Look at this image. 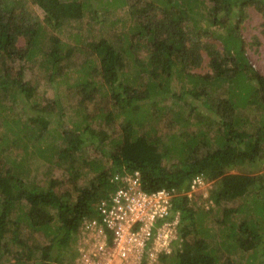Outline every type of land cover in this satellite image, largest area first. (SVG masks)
I'll return each mask as SVG.
<instances>
[{
	"label": "trees",
	"instance_id": "trees-1",
	"mask_svg": "<svg viewBox=\"0 0 264 264\" xmlns=\"http://www.w3.org/2000/svg\"><path fill=\"white\" fill-rule=\"evenodd\" d=\"M144 1L142 10L132 7L135 23L132 35H122V43L116 46L107 39L88 43L90 52L96 57L91 65L92 73L87 72L75 83L78 95H81L80 105L86 100H95V93H111L116 113L110 111L104 115V120L108 124L115 117L123 119L122 134L106 142L108 133L96 132L89 125L81 130L79 127L76 132L62 133L66 146L58 149V153L67 155L68 182L55 179L42 184L27 182L23 178L22 164L10 161L16 169L7 170L0 158V259L8 258L6 256L16 246L25 250L22 259H18V255L9 257V260H17L16 264L32 261L35 264H64V260L69 259L65 256L67 249L73 244L82 223L96 217L99 202L120 186L121 183L112 182L113 177L130 172L139 173L146 193L174 188L180 195L173 208L174 213L181 215L182 244L180 249L176 247L171 255L163 258V263L172 259V264H219L217 250L207 235L192 241L188 239L195 232L198 218L186 193L191 190L193 181L203 176L214 181L212 198L218 208L226 202L253 198L252 207L243 204L235 210L222 209L219 233L226 243L222 248L228 254L240 253L246 257L245 264H264L263 178L257 181L252 175L230 173L232 168L247 162L255 163L264 151L263 116L255 125L243 120L238 113L250 106L264 108V75L250 64L246 40L240 34L248 8L254 7L264 18V0H208L214 6L210 10L213 12L212 19L209 17L210 27L201 24L207 15L199 9L207 0ZM32 2L43 10L42 20L24 3L0 0V92L14 87L26 100L33 97L34 87L24 81L23 68L15 70L10 63L35 62L41 58V66L51 71L52 83L59 86L66 82L55 79L54 75L58 64L70 58L75 48L64 42L58 33L66 24L83 19L86 9L92 11L94 8L88 7L89 0ZM234 7L238 15L232 16ZM94 10L95 13L98 11ZM222 28L228 32L223 33ZM210 39L220 40L222 47ZM143 41L147 43L140 44ZM46 42L50 44L47 51L43 49ZM144 45L151 50V56L146 60L136 54ZM206 60L209 71L195 72ZM95 75L98 76L96 80ZM104 87L107 92L103 91ZM223 89L228 97L216 101L213 93ZM167 93L173 94L171 97L177 103H182L180 109L183 110L185 105L189 107L190 117L201 115L213 123L214 118H207L208 114L201 111L199 105L204 103L210 106L211 113L222 118L223 122L218 123V135L215 134L220 146L217 150L207 151L199 157L197 151L207 138L206 132L200 133L203 138L188 130H182L178 135L174 131L175 121L170 132L159 133L151 126L147 133L137 135L148 119L146 108L151 103L157 105V102H150L152 96ZM17 98L14 94L13 100ZM190 98L192 100L187 101ZM56 103L59 106V101ZM178 115L175 120L181 121V114ZM30 122L34 124L22 123L20 118L5 119L4 129L0 130V154L10 145L19 146L21 134L27 140L36 135L35 124L42 130H47L50 124L46 117L30 118ZM252 125L257 126V130L251 129ZM188 126L184 123V127ZM10 132L14 133L13 138L8 136ZM89 136L93 138V144L96 139L98 145L105 142L117 151L109 152L105 146L100 147L111 161V167L92 163V172L96 176L84 187H77L82 173L75 162L79 152L92 144ZM59 165L63 166V162ZM66 183L74 185L78 192L76 199L70 192L63 191L61 186ZM234 212L245 213L249 219L239 223L228 221ZM22 225H26V230L43 232L50 242L44 247L29 244L31 235L27 236L21 230ZM70 256V260H74L72 254Z\"/></svg>",
	"mask_w": 264,
	"mask_h": 264
},
{
	"label": "rangeland",
	"instance_id": "rangeland-1",
	"mask_svg": "<svg viewBox=\"0 0 264 264\" xmlns=\"http://www.w3.org/2000/svg\"><path fill=\"white\" fill-rule=\"evenodd\" d=\"M33 0H10L12 3L20 2L28 6L30 11L39 19H43L44 12L37 5H33ZM61 2H70L72 0H60ZM85 1V0H77ZM88 7H94L92 11L86 9L85 16L79 21H74L66 24L62 30L58 33L64 42L74 46V51L70 58L61 61L57 66V72L54 75L57 80L65 79L59 86L50 81L51 71L41 66V58H38L35 62L30 61H14L10 65H14L15 70L23 68L24 70V81L34 87V95L31 100H26L25 97L20 93H17V89L12 87L8 88L4 92H0V130L4 129L5 119L20 118L22 123L30 122V118L46 117L50 120V124L47 130H42V127L35 124L36 135L30 136V139H25L24 135H20L21 141L19 146L10 145L0 154L1 163L7 170L14 171L16 169L15 164L10 161H15L18 164H22L24 167L25 175L23 178L25 181L35 184L48 183L50 180H57L68 182L69 174L65 171L67 155L60 156L58 149L66 146L64 136L62 139V133L80 130L85 128L87 125L91 126L96 132L108 133V142L111 138H118L117 136L122 134L121 124L123 119L115 117L114 121L106 124L104 117L112 111L116 113L112 102L111 93L100 94L95 93V100L84 101L82 105L79 104L81 95H78V89L75 87V83L79 77H84L85 74L92 73L93 62L96 60L95 55L90 52L88 43L98 41L100 39H107L113 45H119L122 43V35H132L134 18L132 16V7L137 10H142L145 6L144 0H89ZM214 7L210 1H206L205 4H200L199 10L203 15H207L205 20H201L203 26L210 27L209 17L213 15L211 8ZM94 9H98L95 13ZM238 15L237 9L233 8L232 16ZM246 21L243 23L240 29V34L246 40V56L249 59L250 64L257 70L261 75H264V18L254 7L248 8L246 11ZM232 23H235V18L232 19ZM223 33L228 32L225 28L221 30ZM211 40V39H210ZM213 43L218 44L222 47L220 40H211ZM143 41L140 44H143ZM147 43V42H146ZM149 46H151L148 43ZM50 44L46 42L43 45L45 51L48 50ZM145 46V45H144ZM151 50L147 48V45L139 51L137 55L140 59H149ZM92 63V64H91ZM207 60L201 69H196L195 72L206 73L209 68L206 66ZM55 78V79H56ZM94 79H98L95 75ZM65 82V83H64ZM134 87L136 85H133ZM178 86V84H177ZM104 92H107V88H103ZM16 94L17 100H13V95ZM173 94H163L152 96V101L157 102V105L151 103L146 109L145 127L138 130L137 135H143L149 131L151 126L155 127L160 133L170 132V126L174 125V121L177 122V126L174 131L180 135L182 130H188L192 134L206 132V139L204 144L197 151L199 157L206 155L207 151H215L220 146L215 140V134L218 132V123L223 122L222 118L215 116L210 112V106L200 103L201 111L208 114L207 118L212 116L214 118L213 123L207 121V119L196 116V118L190 117L189 107L185 105L184 109L179 107L182 105L181 102L177 103L175 99L171 97ZM213 97L219 101L222 98L228 97L226 91L218 90L213 93ZM221 98V99H219ZM192 98L187 101H191ZM59 101V106L56 103ZM205 101V100H204ZM206 103V102H205ZM3 107V109H2ZM158 108L161 110L158 111ZM157 112L154 116L151 113ZM179 110H181L179 112ZM162 112V115L159 114ZM242 119H246L247 122L254 123L255 125L261 121V116L264 118V108H256L255 106L247 107L246 109H240L238 111ZM181 114V121L175 119ZM103 115V116H102ZM105 115V116H104ZM184 123L188 124V128L184 127ZM252 125L251 129L257 130V126ZM217 130V131H216ZM14 133H8V136L13 138ZM42 136H41V135ZM40 135V136H39ZM218 135V134H217ZM88 136V133H86ZM200 136L203 138V134ZM91 138L92 144L79 152L75 165L79 168L82 173L81 179L76 182L77 187H84L90 179H93L96 175L92 172V163L102 164L105 167H111V161L107 156L104 155L101 148L106 147L109 152H116L113 150V146L110 148L108 145L100 144L98 142L93 144V138ZM27 141V142H26ZM55 145V146H54ZM101 147V148H100ZM53 148L54 150H52ZM56 148V149H55ZM191 151H187L190 153ZM61 158V159H60ZM63 162V166L59 165V162ZM93 161V162H92ZM20 167V168H23ZM230 173L233 174H246L255 176L257 181L263 178L264 183V151L262 157L255 163H245L242 166L232 168ZM63 191L70 192L74 199L78 197V192L74 190V185L66 183L61 186ZM64 187V188H63ZM214 189V181L209 184L203 185L197 193L193 195L192 207L197 214L198 223L195 232L189 236V240L192 241L196 237H206L208 241L213 244L217 250L218 263L219 264H245L246 257L236 254H228L226 249L222 248L226 244L220 238V222L222 220V209L227 207L228 209L235 210L240 205L253 206V198L250 196L245 200L230 201L222 204L220 208L215 205L213 200L212 192ZM264 195V187L262 190ZM259 201H262L258 198ZM253 213V211H252ZM251 213V214H252ZM250 214V213H249ZM251 214L249 216H251ZM233 216L228 221L242 222L244 219H249L245 213H232ZM255 217V214H252ZM30 237L31 241L29 244H39L44 247L50 241L44 235L43 232L37 233L33 230H26V225L21 226V230ZM91 236V234H89ZM97 238H91L88 241V237L85 241L81 236V232L76 234L73 244L67 249L65 256L69 259L64 260V264H77L84 262V259L88 256V246L95 247L97 244ZM99 239V238H98ZM102 243V240L99 239ZM182 240L179 237L173 244V250L178 247L180 249ZM24 247L12 248V253L7 255L4 259H0V264H16L18 262L15 259L9 260V257L18 255V259L25 257ZM74 260H70L71 255ZM171 255V254H170ZM248 257V255H247ZM170 258V257H169ZM172 259H167L165 263L161 264H172ZM28 264H35L34 261Z\"/></svg>",
	"mask_w": 264,
	"mask_h": 264
},
{
	"label": "built area",
	"instance_id": "built-area-1",
	"mask_svg": "<svg viewBox=\"0 0 264 264\" xmlns=\"http://www.w3.org/2000/svg\"><path fill=\"white\" fill-rule=\"evenodd\" d=\"M112 182L121 184L99 202L98 215L79 228L83 241L87 237L88 241L94 237L102 240L100 243L97 238L95 247L88 246V256L81 264L163 263V258L173 253L176 239H180L181 215L173 208L180 195L174 188L146 193L139 173L118 174ZM209 182L203 176L196 178L186 195L192 200Z\"/></svg>",
	"mask_w": 264,
	"mask_h": 264
},
{
	"label": "clouds",
	"instance_id": "clouds-1",
	"mask_svg": "<svg viewBox=\"0 0 264 264\" xmlns=\"http://www.w3.org/2000/svg\"><path fill=\"white\" fill-rule=\"evenodd\" d=\"M130 173V172H129Z\"/></svg>",
	"mask_w": 264,
	"mask_h": 264
}]
</instances>
